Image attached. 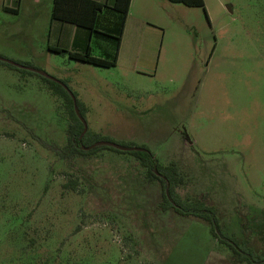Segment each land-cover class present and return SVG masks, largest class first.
Instances as JSON below:
<instances>
[{
	"label": "rangeland",
	"instance_id": "obj_1",
	"mask_svg": "<svg viewBox=\"0 0 264 264\" xmlns=\"http://www.w3.org/2000/svg\"><path fill=\"white\" fill-rule=\"evenodd\" d=\"M176 6L157 76L137 80L151 94L130 98L105 76L73 81L89 108L82 142L175 162L178 194L217 209L226 233L264 252V0ZM22 48L0 34V53ZM22 74L0 64V264H233L206 223L159 210V183L130 154L65 160L45 148L65 146L72 111L51 83ZM70 179L77 191L64 188Z\"/></svg>",
	"mask_w": 264,
	"mask_h": 264
},
{
	"label": "crops",
	"instance_id": "obj_2",
	"mask_svg": "<svg viewBox=\"0 0 264 264\" xmlns=\"http://www.w3.org/2000/svg\"><path fill=\"white\" fill-rule=\"evenodd\" d=\"M90 1L102 5L93 30L54 19V0H0V34L20 38L23 45L19 57L0 55L45 72L69 88L79 75L85 85L91 84L93 76H105L111 86L122 84L130 98L132 94L140 97L151 94L138 86L137 80L147 75L157 76L156 49L166 32L178 25L173 13L177 3L130 0L124 16L115 8L116 0ZM54 49L67 53L58 54ZM162 50L163 44L158 60L163 57ZM68 53H89L93 58L106 61L115 58L116 62L105 68L70 58ZM30 77L35 76L26 79ZM81 104L87 112V103Z\"/></svg>",
	"mask_w": 264,
	"mask_h": 264
},
{
	"label": "trees",
	"instance_id": "obj_3",
	"mask_svg": "<svg viewBox=\"0 0 264 264\" xmlns=\"http://www.w3.org/2000/svg\"><path fill=\"white\" fill-rule=\"evenodd\" d=\"M172 3L182 4L186 7H199L204 8V0H168ZM130 0H116L115 8L123 13L125 16L129 8ZM102 5L90 0H54L53 18L63 22H69L77 26L93 30L97 13L101 10ZM58 54L67 53L64 50L54 49ZM70 58L90 63L100 67H112L115 65L116 59L111 61L93 58L86 53L85 55L68 53ZM0 57L5 58L0 55ZM8 59V58H6ZM10 60V59H9ZM17 64L32 68L30 65L11 60ZM0 64L10 67L11 69H19L10 64L0 61ZM35 69V68H33ZM28 76H35L51 83V91L64 99L65 107L70 112L72 111L69 129L66 131L67 143L65 146L60 147L54 144H42L48 150L54 152L61 159L71 160L75 156H86L97 153L98 151L109 149L118 154L128 153L135 160H137L142 168L146 170L148 177L159 183L161 188V198L158 208L162 212H172L181 217H192L206 223L209 226L210 234L220 245H224L231 253L233 264H264V252L256 253L250 246L249 241L239 240L235 235L228 234L220 224L219 214L217 209L208 206L200 199H183L177 192L178 187L184 184V179L175 162H171L167 166L159 165L154 159L152 153L145 147H133L131 144H116L119 148L107 145L96 146L92 149L86 150L91 147L83 144V125L81 119L84 118L85 108L77 100L76 95L70 88L61 80V84L48 79L45 75H40L24 69H19ZM38 70V69H36ZM46 74V73H45ZM48 75V74H46ZM50 76V75H49ZM71 91V96L69 95ZM73 98L76 103V109L81 119L75 114ZM111 142L109 140H103ZM78 184L74 180H68L64 184V188L77 191Z\"/></svg>",
	"mask_w": 264,
	"mask_h": 264
},
{
	"label": "water",
	"instance_id": "obj_4",
	"mask_svg": "<svg viewBox=\"0 0 264 264\" xmlns=\"http://www.w3.org/2000/svg\"><path fill=\"white\" fill-rule=\"evenodd\" d=\"M0 61H1V62H4V63H7V64H10V65H12V66H15V67H17V68H19V69H24V70H28V71H31V72H35V73L40 74V75H43V76L45 75L48 79H50V80H52V81H55L56 83L61 84L58 80L54 79L52 76L46 75L45 72H42V71H40V70H36V69L30 68V67H27V66H23V65L17 64V63H15V62H13V61H11V60H9V59L2 58V57H0ZM73 104H74V108H75V111H76L77 116L81 119V117L79 116V114H78V112H77V109H76V103H75L74 98H73ZM81 120H82V119H81ZM82 124H83V132H82V134H81V137H82V136L86 133V131H87L86 124H85V122H84L83 120H82ZM100 145H107V146H112V147H115V148H119V146L116 145V144L113 143V142L99 141V142L93 144L91 147L86 148V150L92 149V148H94V147H96V146H100Z\"/></svg>",
	"mask_w": 264,
	"mask_h": 264
}]
</instances>
